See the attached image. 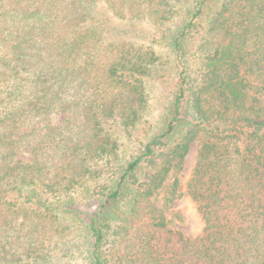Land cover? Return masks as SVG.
Returning <instances> with one entry per match:
<instances>
[{"label": "trees", "instance_id": "obj_1", "mask_svg": "<svg viewBox=\"0 0 264 264\" xmlns=\"http://www.w3.org/2000/svg\"><path fill=\"white\" fill-rule=\"evenodd\" d=\"M0 264H264V0H0Z\"/></svg>", "mask_w": 264, "mask_h": 264}, {"label": "rangeland", "instance_id": "obj_2", "mask_svg": "<svg viewBox=\"0 0 264 264\" xmlns=\"http://www.w3.org/2000/svg\"><path fill=\"white\" fill-rule=\"evenodd\" d=\"M108 30L105 33V37L107 40L114 41V42H134V43H141V44H152V32L154 31V26L146 21H129L126 19H120L110 12H108ZM152 46L157 50L158 54H162L163 57L166 55L167 50L159 45V44H152ZM164 64L166 65L167 69H171V64H166L168 58H163ZM173 75V72L170 74ZM168 80L171 79L169 74H167ZM167 80V82H168ZM167 82L163 84L158 82L157 90H164L165 85ZM153 113H157V106H154ZM63 119V115H60L56 122H59ZM197 151H198V142H193L191 147L184 159L183 168L178 177L180 178V190L184 189L185 183L190 177L192 170L196 164L197 160ZM165 185L162 187L161 191L156 197V204L162 205L163 196L165 193ZM174 207L180 208L185 213V220L183 222H174L170 226L176 230H180L186 236L190 238H194L199 236L202 233L203 229V221L199 212L196 209L195 203L188 197V196H181L174 201Z\"/></svg>", "mask_w": 264, "mask_h": 264}]
</instances>
